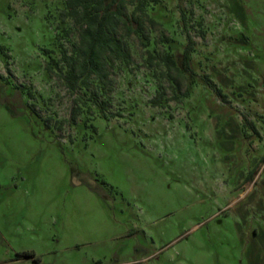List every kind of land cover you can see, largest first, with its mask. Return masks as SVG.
Wrapping results in <instances>:
<instances>
[{"label": "rangeland", "instance_id": "obj_1", "mask_svg": "<svg viewBox=\"0 0 264 264\" xmlns=\"http://www.w3.org/2000/svg\"><path fill=\"white\" fill-rule=\"evenodd\" d=\"M62 7L0 0V264H264V0L149 6L147 47L180 61L181 7L195 41L163 105L134 34L107 92L50 73Z\"/></svg>", "mask_w": 264, "mask_h": 264}, {"label": "trees", "instance_id": "obj_2", "mask_svg": "<svg viewBox=\"0 0 264 264\" xmlns=\"http://www.w3.org/2000/svg\"><path fill=\"white\" fill-rule=\"evenodd\" d=\"M62 1L59 20L64 25L61 28L66 35L75 31V38L71 40L69 49L61 46L59 57L50 55L46 67L50 73H56L70 90L80 86L90 88L95 83L99 84L103 91L112 89L110 67L116 60L127 65L132 62L133 57L126 38L134 34L146 47L145 64L153 68L154 75L160 80L150 102L153 105H163L166 99L163 80L168 81L174 88V98L180 99L189 94L190 84L195 79V71L190 64L195 41L186 30V12L183 7L181 18L186 43L178 61L168 48L155 52L147 47L149 30L158 23L150 15L149 6L158 0ZM160 38L167 42L171 40L170 36L165 34ZM205 77L209 81L206 75ZM184 79L187 83L183 92L179 94L177 88ZM107 99L101 108L105 106ZM74 114L73 112V116Z\"/></svg>", "mask_w": 264, "mask_h": 264}]
</instances>
